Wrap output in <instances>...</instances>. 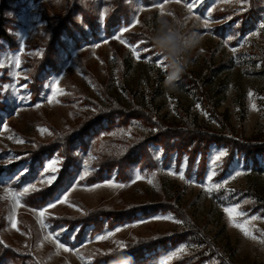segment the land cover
I'll return each instance as SVG.
<instances>
[{
	"label": "rangeland",
	"instance_id": "374dc122",
	"mask_svg": "<svg viewBox=\"0 0 264 264\" xmlns=\"http://www.w3.org/2000/svg\"><path fill=\"white\" fill-rule=\"evenodd\" d=\"M186 2L0 0L7 36L0 39V249L34 264H109L105 257L123 242L124 252L138 246L135 264H264V0H193L192 13ZM161 4L201 38L171 92L150 40ZM86 124L81 141L68 145L61 181L65 157L57 150L30 157ZM220 151L227 156L213 164ZM53 159L57 180L41 184ZM213 170L211 183L224 186L208 193ZM32 184L59 188L41 204L30 198L40 191H30L19 206L6 192ZM49 203L56 207L41 217ZM237 204L247 214L237 222L259 218L246 225L257 239L224 211ZM99 209L131 215L113 222L99 215L86 226L59 222Z\"/></svg>",
	"mask_w": 264,
	"mask_h": 264
},
{
	"label": "snow or ice",
	"instance_id": "6c2138e0",
	"mask_svg": "<svg viewBox=\"0 0 264 264\" xmlns=\"http://www.w3.org/2000/svg\"><path fill=\"white\" fill-rule=\"evenodd\" d=\"M177 2H180V0H177ZM237 2H240V0H237ZM196 3L193 2V0H189V2L185 3V7L187 8L189 13H192L193 9L196 8ZM142 10V9H141ZM160 15H172L171 12H165L164 11V5L161 4L160 5ZM204 26L208 27L209 26V21L205 20L204 21ZM261 29L264 30V24H261ZM129 29L127 27H125L123 29V32L121 33V36L123 35L124 32H128ZM116 39L120 40V43L124 44L125 41L123 39H121L119 36L115 37ZM231 39V37L229 38ZM142 43V42H141ZM139 47V45H137L136 47L132 48L133 53L136 55V57L139 59L141 53L139 51H137V48ZM233 51L235 52L236 49L233 48ZM2 66V65H0ZM14 66L19 68L20 66V61H19V57H15L14 58ZM157 67H164V61L160 60L157 65ZM252 93H249V96H251ZM197 107H199V105H197ZM252 108L255 110L256 109V105L253 103L252 104ZM42 131H46V130H42ZM18 143H23L22 140L17 141ZM227 153L225 151H220L214 158V160L212 161L213 164H216L217 162L221 161L222 158L226 157ZM60 163L59 159H53L50 162L47 163L46 167H44L43 169V174L41 176L40 179V183L41 184H46V185H51L54 181L57 180V173L59 171L58 167H56V165ZM48 173H51V175H46ZM169 174H174L172 172H169ZM215 171L213 170L212 173L210 175L207 176V180L208 182L211 184V186H205V191L208 193H212L213 191H217L219 189H221L224 185L220 184V183H211L213 177L215 176ZM237 176L241 175L240 172L236 173ZM142 177L140 175L136 176V179H141ZM179 178L181 180L185 179V174L181 171L179 173ZM81 179H83V177H81ZM148 183H153L152 180H148ZM119 187H123L124 185H118ZM35 192V191H40V189L36 188L35 184L30 185L29 187H24L22 191H12L11 189H6V192L8 193V195L13 199L14 203L19 206L20 205V200L22 197H24L26 194H28L29 192ZM67 200V197L65 196L62 200L58 197L57 198V202L58 203H64ZM56 207V203H49L47 205V208L42 209L39 211V215L41 217H44L45 212L47 211L48 208H54ZM79 210V209H78ZM224 211L229 215V219L232 222V225L238 229H240L243 234L245 236H249L252 239H257V237L251 232V230H249L246 225L251 224L252 221H255L257 219H259L258 217H256L255 215L251 216L250 220L249 219H245L243 221V223H239L236 220V217H245L247 214L244 211L240 210V205L237 204L235 206H229V207H225ZM235 214V215H234ZM163 219H174L171 216L168 217H162ZM175 223H182L180 220H174ZM43 224V221H42ZM44 227H47V225H43ZM12 227L16 228V222L13 220L12 221ZM117 231H119V229H117ZM50 236H53L54 239H56L57 241L59 240V233H56L55 230L53 229L52 232L49 233ZM114 235V233L109 232L108 236ZM107 236H99L97 237L98 240H104L106 239ZM260 242L264 243V233L261 234V238H260ZM0 243H2V241H0ZM58 247L59 248H63L65 251H68L69 249H67L63 244L58 243ZM126 247V245L123 242H118V249L119 250H123ZM186 251V247L182 246L180 249H178L177 253H174L173 256L178 255L180 252H185ZM168 259H172V256L168 257Z\"/></svg>",
	"mask_w": 264,
	"mask_h": 264
},
{
	"label": "clouds",
	"instance_id": "9594fccd",
	"mask_svg": "<svg viewBox=\"0 0 264 264\" xmlns=\"http://www.w3.org/2000/svg\"><path fill=\"white\" fill-rule=\"evenodd\" d=\"M200 37L196 32L187 31L184 21L179 17H159L157 27L150 40L164 61V87L175 91L182 75L189 67V53L197 48ZM109 264H135L134 257L119 249H114Z\"/></svg>",
	"mask_w": 264,
	"mask_h": 264
},
{
	"label": "trees",
	"instance_id": "16d2710c",
	"mask_svg": "<svg viewBox=\"0 0 264 264\" xmlns=\"http://www.w3.org/2000/svg\"><path fill=\"white\" fill-rule=\"evenodd\" d=\"M2 5V4H1ZM2 7H0L1 10ZM1 13V12H0ZM107 21V20H106ZM109 22L107 21L106 24H108ZM62 27L64 26V29L67 28V24H59L57 27ZM68 29V28H67ZM6 32L5 29L3 28L2 22L0 20V39L4 40L6 39ZM48 51V49H47ZM49 58L48 56L45 57V61L48 62ZM127 115V114H126ZM128 117V116H127ZM106 118H108V120H111V115L108 114L106 116ZM90 124H86L85 127L82 128V130L78 131L77 135H66V136H55L54 138H52V140L50 141V143L46 144V145H39L38 149L31 152L30 153V157L36 161L40 158V156L42 157V155L44 154H51L53 151L57 150L59 154H61V156L65 157L64 163H63V167L64 169H62L63 171L60 172L59 174V180L61 181L63 178V175L66 171V165L68 163V145L69 143L72 141H81V136L82 133H84L87 129V127H89ZM185 132L188 135H194L195 131L193 129L187 128L185 129ZM172 136L171 132H166L165 134H169ZM59 188L58 184H55L51 187H48L46 189H44L43 191L38 192L37 194H35L34 196H31L30 198L34 197L37 198L39 200H37V204H41L44 203L47 199H49L54 193L55 191ZM27 205H31V203L29 202H25ZM144 210V209H143ZM99 215H103V216H110L111 221H119L121 219H125L127 217H129L131 215V212H126L125 214H121L118 215L117 213H113V212H107L105 209H99V210H93V211H88V213H86L85 216L82 217H76V218H61L59 219L60 223H66L68 224L69 227H73L76 224L82 223L83 226L88 225L89 223L95 221L97 219V217ZM138 246H135L134 248H130L129 251H127L126 253L128 255H131V257L136 258L138 256ZM132 251V252H131ZM6 257V258H5ZM112 257V255L105 257L106 260H110ZM7 259L9 260V262L11 264H34L32 262V260H29L28 258H24V257H20L18 256L15 251L13 249H0V262L1 260H4L5 262H7Z\"/></svg>",
	"mask_w": 264,
	"mask_h": 264
}]
</instances>
